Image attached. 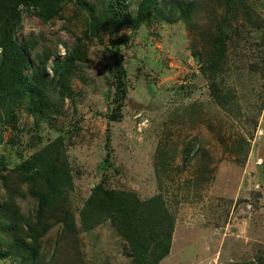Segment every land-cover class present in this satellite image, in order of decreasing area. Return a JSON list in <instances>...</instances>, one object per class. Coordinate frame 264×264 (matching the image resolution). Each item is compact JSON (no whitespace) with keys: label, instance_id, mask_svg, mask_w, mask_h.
Wrapping results in <instances>:
<instances>
[{"label":"rangeland","instance_id":"obj_1","mask_svg":"<svg viewBox=\"0 0 264 264\" xmlns=\"http://www.w3.org/2000/svg\"><path fill=\"white\" fill-rule=\"evenodd\" d=\"M85 1L95 6V14H105L108 0ZM138 1L119 4L118 10L134 17ZM244 1L255 10L254 23L243 11L228 14L218 0H198L192 28L182 20L168 23L158 13L137 28L100 21L99 34L85 39L87 53L78 63L74 93L62 113L36 127L35 117L19 109L20 130L0 124V171L64 134L74 174L69 202L78 221L79 208L101 181L141 199L162 192L176 225L171 251L160 264H264V0ZM88 15L75 0L65 2L61 16L50 22L25 11L16 36L35 45L32 56L51 54V72V61L66 56L75 35L84 36ZM223 20L229 25L226 66L212 79L210 70L203 73V61ZM120 63L124 91L117 85ZM215 80L234 96L228 109L213 97ZM114 112L121 117L111 119ZM190 142L192 159L186 161ZM106 159L113 168L102 167ZM5 192L0 178V202ZM17 202L28 214L37 200L28 196ZM1 226L0 218V246L5 249ZM60 231L57 224L44 237L46 259L55 251ZM78 242L89 264H135L110 221L81 231ZM62 252L76 258L74 251ZM0 264L25 262L9 255L0 256Z\"/></svg>","mask_w":264,"mask_h":264},{"label":"trees","instance_id":"obj_2","mask_svg":"<svg viewBox=\"0 0 264 264\" xmlns=\"http://www.w3.org/2000/svg\"><path fill=\"white\" fill-rule=\"evenodd\" d=\"M67 1L74 0H0V124L10 126L11 130H20L19 109L35 117L36 127H40L42 121L50 122L62 113L67 98H71L74 93L72 81L78 63L83 61L87 53L85 39L99 34L100 21L103 24L108 21L116 23L118 27L130 23L137 28L151 22L158 13L168 23L182 20L192 28L199 7L198 0H140L133 17L129 13V16H123L118 10L119 4L126 6L128 0H108L105 14L99 16L94 12L95 6L88 5L85 0H75L89 14L84 36L75 35V42L66 56H57L51 61L50 72L51 54L43 56L36 53L32 56L35 45L30 40L20 41L16 30L21 25L23 12L33 11L42 21L50 22L61 16ZM159 2H162L161 6H158ZM218 4H224L231 15L243 11L247 21L254 23L255 10L244 0H218ZM111 11H115V22L110 18ZM260 21V28H264V20ZM228 27L227 20L220 22L213 36L214 41L205 54L203 73L209 75L210 70L212 79L226 66L225 37ZM111 51L116 52V46ZM31 57L38 61V66L33 64ZM114 58L118 62L119 57L115 55ZM117 75V85L123 86L124 91L122 63ZM215 82L211 84L213 97L220 106L228 109L232 94L218 88ZM120 117L119 112L111 115L113 120ZM35 138L39 141L42 139L39 135ZM35 145L29 144L30 147ZM193 147L192 142L187 144L184 150L186 161L192 159ZM163 152L161 149L159 154ZM162 163L165 164V161ZM102 165L105 169L114 167L109 159ZM0 172L6 191L5 198L0 202V218L4 244L7 245L5 249L0 246V256H20L25 264H89L79 247L80 233L90 231L106 221H110L125 241L135 264H160L161 259L171 251L176 214L162 192L141 199L134 191L109 187L101 181L93 186L79 208L78 221L69 202L74 174L64 134L36 146L30 157L24 158L6 172ZM28 196L34 197L37 203L34 211L25 214L17 199ZM57 224L61 226V231L55 251L50 259H46L42 254L44 237ZM64 249V254L74 251L76 258L64 257Z\"/></svg>","mask_w":264,"mask_h":264}]
</instances>
